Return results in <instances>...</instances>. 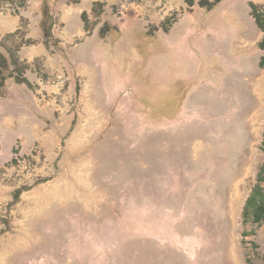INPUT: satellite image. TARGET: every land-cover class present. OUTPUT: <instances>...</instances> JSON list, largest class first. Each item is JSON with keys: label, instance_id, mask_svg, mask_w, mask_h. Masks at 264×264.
<instances>
[{"label": "rangeland", "instance_id": "rangeland-1", "mask_svg": "<svg viewBox=\"0 0 264 264\" xmlns=\"http://www.w3.org/2000/svg\"><path fill=\"white\" fill-rule=\"evenodd\" d=\"M200 1L48 0L47 66L0 37V264H264V0Z\"/></svg>", "mask_w": 264, "mask_h": 264}, {"label": "trees", "instance_id": "trees-1", "mask_svg": "<svg viewBox=\"0 0 264 264\" xmlns=\"http://www.w3.org/2000/svg\"><path fill=\"white\" fill-rule=\"evenodd\" d=\"M28 0H0V7L5 4H11L15 6V12L19 13L22 9H24L27 5ZM72 3H78L79 0H69ZM221 0H201L200 6L205 7L209 10L213 9L216 5H218ZM50 2L48 0L44 1V6L42 7V15L43 20L41 22V27L44 33V42L47 45L51 44L53 40V26H52V14L50 9ZM252 6V14L256 19L259 27L264 30V15L261 12V6H258L254 3ZM84 21L87 20V13H83ZM86 24V29L87 28ZM17 34L9 35L5 39H14L16 41ZM4 42V41H3ZM2 42V46H5ZM28 44H33V41H27ZM18 49L12 48L7 49L8 54H4L0 52V91L4 88L6 81L8 78H13L17 83H29L28 79L25 77V72L28 69V65L23 64L18 57V50L22 47V45L17 46ZM260 49L263 51V57L261 59L260 66L264 68V40L260 44ZM264 164L260 168L258 173L257 185L250 195L244 215L245 217H252L254 222L260 223L264 220ZM250 264L251 261L249 260Z\"/></svg>", "mask_w": 264, "mask_h": 264}, {"label": "crops", "instance_id": "crops-1", "mask_svg": "<svg viewBox=\"0 0 264 264\" xmlns=\"http://www.w3.org/2000/svg\"><path fill=\"white\" fill-rule=\"evenodd\" d=\"M42 1L43 0H28L26 7L19 13H16L15 6L9 3L2 5L0 7V37L1 39L3 38L4 41L7 36L18 33L16 39H24V45H28L27 41H33V44H29L31 50L26 51L27 54L24 60H27V62L30 63L38 58H41L44 61V64L47 66L51 65L54 60V54H52V49L54 47L52 44H45L44 33L42 28H40V21L37 22L38 29L34 28L32 24L27 26V20H32L30 15H32L34 12H39ZM10 6L14 8L11 9ZM82 12L83 11L76 12L74 9L68 6L64 7L60 5L56 16L59 17V23L65 24L68 23L74 15L76 17L77 27L81 26L82 28L77 29L78 33L81 34L82 31L86 30V27H84L83 23H79V20L82 17ZM39 13L40 16L38 18L41 20V11ZM68 35L69 34L65 32L64 35L60 37V45L68 43Z\"/></svg>", "mask_w": 264, "mask_h": 264}, {"label": "bare ground", "instance_id": "bare-ground-1", "mask_svg": "<svg viewBox=\"0 0 264 264\" xmlns=\"http://www.w3.org/2000/svg\"><path fill=\"white\" fill-rule=\"evenodd\" d=\"M239 44V43H238ZM239 48V47H238ZM242 48H240V50H241ZM264 93V92H263ZM262 93V94H263ZM261 109V110H260ZM260 109H259V113H257V114H255L254 115V117H253V119H252V124H253V126L255 127V126H257V123H258V121H259V119L261 118V116L263 115V111H264V104L262 103V105L260 106ZM262 111V112H261ZM79 139V138H78ZM81 139V138H80ZM80 141L79 140H77V139H74V140H72V143L75 145V146H78L80 143H79ZM203 143V142H202ZM201 144V143H200ZM199 148H201V146L199 147Z\"/></svg>", "mask_w": 264, "mask_h": 264}]
</instances>
